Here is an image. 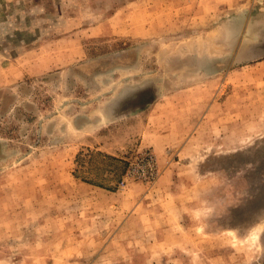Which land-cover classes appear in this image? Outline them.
Wrapping results in <instances>:
<instances>
[{"label":"rangeland","instance_id":"obj_1","mask_svg":"<svg viewBox=\"0 0 264 264\" xmlns=\"http://www.w3.org/2000/svg\"><path fill=\"white\" fill-rule=\"evenodd\" d=\"M0 264H264V0H0Z\"/></svg>","mask_w":264,"mask_h":264},{"label":"built area","instance_id":"obj_2","mask_svg":"<svg viewBox=\"0 0 264 264\" xmlns=\"http://www.w3.org/2000/svg\"><path fill=\"white\" fill-rule=\"evenodd\" d=\"M140 163L142 164V167L144 169V170H141V173H143L145 171L152 178L156 176V165H155L156 164V158H155V156H153L150 152H145L140 159ZM132 173H138V172H136L135 169L130 168L126 172V176L131 175Z\"/></svg>","mask_w":264,"mask_h":264},{"label":"crops","instance_id":"obj_3","mask_svg":"<svg viewBox=\"0 0 264 264\" xmlns=\"http://www.w3.org/2000/svg\"><path fill=\"white\" fill-rule=\"evenodd\" d=\"M175 1H176V2H178V1L182 2V1H184V0H175ZM22 75H23V73H22ZM22 75H21V76H22ZM1 82H3V80H2ZM194 133H195V132H194ZM194 133H193V134H191V136L189 137V139H188L187 143H188V142H190L191 140H193V139H194V136H195V134H194Z\"/></svg>","mask_w":264,"mask_h":264}]
</instances>
